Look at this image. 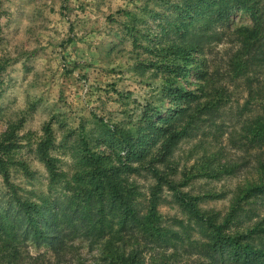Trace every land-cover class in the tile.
<instances>
[{
	"label": "trees",
	"instance_id": "trees-1",
	"mask_svg": "<svg viewBox=\"0 0 264 264\" xmlns=\"http://www.w3.org/2000/svg\"><path fill=\"white\" fill-rule=\"evenodd\" d=\"M167 3L171 13L146 50L158 59L157 68L176 76L201 69L197 87H166L171 101L179 103L171 115L146 104L130 127L101 122L94 146L83 138L73 172L60 168V158L52 153V129L46 127L37 154L49 172V195L38 200L22 198L10 181L11 167L21 166L25 174L30 170L13 158L20 147L17 125L4 132L0 174L9 198L0 205V264H264V0ZM239 11L251 16V27L232 28L230 16ZM224 36L231 47L221 65L209 71L208 60L197 54ZM223 79H242L247 90L229 131L226 120L216 121L226 107L234 110ZM199 132L189 152L201 151L199 158L182 164L178 145ZM211 133L214 146L206 139ZM224 133L226 143L220 140ZM144 171L152 181L146 191L133 179ZM199 176H243L226 213L202 206L226 192L184 190ZM170 202L181 216L161 212L160 206ZM27 241L47 249L31 254ZM84 247L95 253L84 258Z\"/></svg>",
	"mask_w": 264,
	"mask_h": 264
},
{
	"label": "rangeland",
	"instance_id": "rangeland-1",
	"mask_svg": "<svg viewBox=\"0 0 264 264\" xmlns=\"http://www.w3.org/2000/svg\"><path fill=\"white\" fill-rule=\"evenodd\" d=\"M167 2L0 0V140L4 132L17 125L20 147L13 158L24 161L30 174L15 165L10 168L9 179L20 188L22 198L38 200L49 195V172L37 154L46 127L52 129V153L60 158V168L73 172L74 156L83 149V138L94 146L92 140L98 136L101 122L130 127L139 121L146 104L153 111L170 114L179 103L171 101L166 87H197L201 69L193 67L187 75L176 76L167 68H157L158 59L146 50L157 42L154 34H160L158 24H164L171 13ZM157 12L161 16L156 17ZM229 21L232 28L253 25L251 16L243 11L230 16ZM230 47L224 36L222 41L206 46L205 54L198 53L197 58L208 60L205 64L211 71L225 60V49ZM222 82L228 86L234 110L226 107L216 121L226 120L225 129L229 131L237 124L233 111L243 105L247 90L242 79ZM199 138L200 132L178 145L182 164L187 160L192 165L199 158L197 153L201 151L189 153L191 143ZM206 139L215 145L212 133ZM220 140L226 143V133ZM144 174L133 179L146 191L152 181ZM242 179L199 176L184 190L193 194L226 192L225 198L208 199L202 204L226 213L229 198ZM8 198L9 189L0 174V205ZM160 210L169 216H181L171 202L163 203ZM46 249L32 241L26 243V251L34 255ZM94 253L87 247L82 250L84 258Z\"/></svg>",
	"mask_w": 264,
	"mask_h": 264
}]
</instances>
